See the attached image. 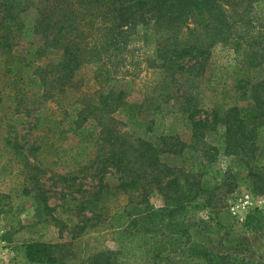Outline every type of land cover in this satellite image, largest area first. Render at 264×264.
<instances>
[{
	"label": "trees",
	"instance_id": "1",
	"mask_svg": "<svg viewBox=\"0 0 264 264\" xmlns=\"http://www.w3.org/2000/svg\"><path fill=\"white\" fill-rule=\"evenodd\" d=\"M262 5L264 0H0V83L4 77L10 84L35 77L43 95L64 106V118L57 121L53 133L57 134L54 139L62 143L57 149L58 158L69 157L75 167L84 166L94 155L98 173L115 169L120 175L119 187L124 190L158 187L179 192L172 208L157 209L147 203L136 213L125 209L112 214L106 234L94 230L98 233L96 239L109 235L124 243L122 251L116 252L120 263L137 258L152 260L153 264V260L165 257L166 264H176L172 253L182 254L184 247L173 251H167V247L178 243L180 237L167 239L150 228H132L131 222L175 226L171 223L173 214L189 209L205 188L196 179V168L204 167L199 172L202 176L211 171L223 176L219 168H211L219 148L228 155L250 153L251 157L260 149L257 163H264V78L253 82L240 79L246 81L245 85L250 83L249 108L234 100L228 107L214 105L178 83L184 71L200 75L201 60L205 61L212 46L219 42L229 45L248 68L263 65L264 22L252 14ZM32 8L36 10L34 39L17 53L15 48L22 43L24 31L21 14ZM148 34L154 49L143 52L135 43ZM54 53L56 56L51 57ZM189 61L193 62L187 64ZM83 66L92 68L96 88L91 92L84 91L76 79ZM144 70L151 71L154 84L139 101L131 102L128 90L120 83ZM7 86H0V98L15 101L18 89L10 91ZM67 92L74 95L64 101ZM141 100L147 106L143 107ZM121 109L130 110L132 116L146 113L141 134L122 128L125 122L115 116ZM174 111L183 118L186 140L183 135L165 133L166 116ZM89 122L98 130L80 135L79 130ZM208 130L216 134V145L200 150L188 170L161 160L163 153L197 149L196 144H203ZM15 154L21 157L25 178L31 183L23 186V193L38 191L44 208L50 210L39 181L44 170L31 163L19 147ZM205 206L196 204L193 210L198 212ZM260 215L256 211L248 214L246 222ZM95 238L85 245L83 258L94 249ZM94 252V264H108L99 258L102 252ZM195 252L192 250V257L201 253ZM15 257L19 264H52L59 260L54 245L45 243L21 244ZM229 258L204 250L199 260L205 264L243 263Z\"/></svg>",
	"mask_w": 264,
	"mask_h": 264
},
{
	"label": "rangeland",
	"instance_id": "2",
	"mask_svg": "<svg viewBox=\"0 0 264 264\" xmlns=\"http://www.w3.org/2000/svg\"><path fill=\"white\" fill-rule=\"evenodd\" d=\"M252 14L264 22L263 5ZM35 15L34 8L21 14L24 31L22 43L15 52H22L25 43L34 39ZM135 44L143 52L154 49L151 34L138 38ZM55 56V53L51 55ZM200 68L198 76L184 71L179 77V85L200 100L221 107H228L234 100V103L246 104L249 108L252 103L249 82L264 78V64L248 68L229 45L221 42L212 46L210 55L205 61L201 60ZM91 70L90 66H83L76 75L86 92L96 88ZM242 78L249 79V82L245 85L246 81H240ZM153 81L151 71L144 70L120 84L128 90V100L137 102L153 86ZM3 83L9 84L10 91L18 89V94L15 101L5 96L0 98V264H19L20 261L15 259L16 249L28 242L54 245V254L59 260L52 264H94V251L102 252L104 255L99 258L107 260L108 264H122L116 252L122 251L124 243L112 240L109 235L96 239L98 233L94 230L106 234L112 214L125 209L136 213L147 203L157 209L172 208L179 192L158 187L124 190L119 187L120 175L115 169L98 173V160L94 155L85 161L84 166L75 167L69 157L58 158L57 149L62 143L54 139L57 134L54 136L53 133L57 121L64 118V106L56 99H47L35 77L11 84L4 77L0 86ZM72 95L67 92L63 100H70ZM139 103L147 106L142 100ZM115 116L125 122L123 129L136 135L143 132L146 113L137 112L132 116L130 110L121 109ZM165 121L166 134L173 137L180 134L184 140L188 139L183 118L178 112L167 115ZM97 130L89 122L79 134ZM216 142V134L208 130L203 144H196L197 149L163 153L160 158L171 167L188 170L197 161L199 151L205 146L216 145ZM17 147L31 163L44 170L39 181L50 210L44 208L38 191L23 193V186L31 183L25 178L21 157L15 154ZM261 153L257 149L254 157L250 153L235 156L225 154L219 148L211 168H219L223 176H216L214 171L202 176L199 172L203 166L195 169L196 179L203 182L205 188L189 209L173 214L171 223L175 226H160L155 225V221L145 223L141 220L131 222V227L150 228L167 239L180 237L178 243L167 247V251L184 247L182 254L172 253L176 264H205L199 260L204 250L213 255H230V260H242V264H264V163H257ZM201 203L206 204L204 209L194 212L193 206ZM255 211L261 215L246 222V216ZM93 238L95 247L83 258L85 245ZM194 249L195 253H201L192 257ZM153 261V264H166L165 257ZM127 264H152V260L131 258Z\"/></svg>",
	"mask_w": 264,
	"mask_h": 264
}]
</instances>
